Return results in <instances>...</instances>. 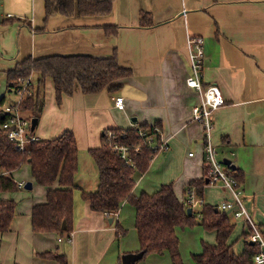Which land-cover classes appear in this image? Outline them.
Here are the masks:
<instances>
[{
	"label": "crops",
	"instance_id": "0c3cea01",
	"mask_svg": "<svg viewBox=\"0 0 264 264\" xmlns=\"http://www.w3.org/2000/svg\"><path fill=\"white\" fill-rule=\"evenodd\" d=\"M188 36L203 39L202 83L216 84L225 100L212 114L210 143L218 159L235 166L245 207L253 221L264 227V0H114L105 16L76 12L46 20L43 0H0L2 109L16 99L7 88V75L19 61L55 55L108 58L115 53L119 66L130 69L131 75L117 81L112 91L83 94L76 86L58 105L53 81L46 78L44 105L32 134L51 140L68 130L79 151L98 148L104 130L157 123L168 150L157 153L146 172L134 173L132 193L152 194L161 185L172 184L182 202L188 186L202 181V204L218 209L232 195L205 178L206 138L202 125L191 120L200 96L186 85ZM29 78L35 86L38 76ZM117 96L123 98L122 110L114 106ZM87 161H78L70 242L66 235L58 241L61 237L56 233L32 231V208L46 201L48 188L35 183L30 166L0 172L18 184L17 191L0 194V199L17 204L8 231L0 233V264H59L38 256L47 252L64 255L68 264H122L123 255L139 251L135 210L128 202L120 204L116 216L107 217L90 210L81 198V191H95L98 185L95 164ZM27 182L30 190L24 189ZM77 199L81 200L79 213ZM191 209L197 213L200 207ZM231 221L235 229L230 242L240 253L244 223ZM189 235L191 260L181 256L184 264H194L192 255L201 252L200 243L214 244L216 239L215 232L199 226ZM133 264H171V259L166 252L149 254Z\"/></svg>",
	"mask_w": 264,
	"mask_h": 264
},
{
	"label": "trees",
	"instance_id": "16d2710c",
	"mask_svg": "<svg viewBox=\"0 0 264 264\" xmlns=\"http://www.w3.org/2000/svg\"><path fill=\"white\" fill-rule=\"evenodd\" d=\"M45 20L50 16L71 17L76 12L81 16H105L110 14L114 0H43ZM29 26V25H28ZM30 27V26H29ZM36 74L38 81L32 84V94L20 105L21 111L29 118H38L44 105V83L51 78L54 84L55 101L58 105L64 95L71 96L76 86L83 94H96L109 88L118 87L117 81L131 75V70L119 66L114 53L108 58L89 55L49 56L45 58H26L16 63L8 72L7 88L15 93L20 80ZM3 100L0 101V172L10 173L23 164L30 166L33 180L38 185L48 188L46 201L35 205L31 211V227L34 233H56L61 238L69 237L72 231L74 190L77 187L75 176L78 171V147L72 132L64 131L51 140L36 139L26 150L18 151L7 139L6 131L1 129L6 120L3 112ZM23 114V113H22ZM159 127L156 123L154 124ZM149 129L152 125H138ZM33 133V130L30 129ZM113 135L115 142L129 148L132 165L126 164L112 149ZM158 138V137H157ZM98 172V185L95 191H81V198L88 203L90 210L98 213H117L123 201L135 210V230L142 258L149 254L168 253L171 264H184L178 248L177 228L191 227L198 224L207 232H215L214 244L202 243L199 254L192 255L194 264H253V257L258 251L257 245L249 240L250 230L245 226L244 247L240 253L234 249L230 237L235 226L231 217L216 206L200 204L197 213L188 215L189 207L185 200L180 201L172 184L161 185L152 194L134 195L133 175L136 171L144 173L157 150L146 144L138 136V129H107L102 131L100 146L89 149ZM206 178V166H205ZM239 180V178H238ZM57 183L58 188L52 186ZM205 182H192L187 189H194L201 199V189ZM18 190V184L11 178L0 174V194ZM187 190H185L186 192ZM16 202L0 199V233L8 231L14 217ZM65 222V230L62 223ZM263 236L264 227L259 226ZM120 234L123 233L118 228ZM252 243V244H251ZM40 258L68 264L66 257L57 252L38 255Z\"/></svg>",
	"mask_w": 264,
	"mask_h": 264
},
{
	"label": "built area",
	"instance_id": "2783aa9c",
	"mask_svg": "<svg viewBox=\"0 0 264 264\" xmlns=\"http://www.w3.org/2000/svg\"><path fill=\"white\" fill-rule=\"evenodd\" d=\"M188 58L190 66V75L186 79V85L194 89L200 96L199 103L192 108L191 120L200 123L204 130L206 143L204 144V164L206 166V180L210 185L220 186L230 191L232 197L230 200L222 201L218 209L226 212L235 221H242L250 230L249 240L257 245L258 251L253 257V264H264V236L260 227L253 221L243 200V191L240 182L229 165L223 163L217 158V151L210 143L209 137L213 128L212 114L225 105V100L216 84H203L201 72L204 62V41L200 37H187ZM31 78L21 79L18 89L15 91L16 99L3 107L6 120L2 123L1 129L6 131L7 139L14 144L18 151H24L28 145L36 140L30 132L31 118L23 116L20 105L32 94ZM115 108L122 110L124 101L122 97L113 98ZM134 129H138V136L144 139L147 145L159 152L168 150V145L162 137V130L156 125L149 129H141L138 124H134ZM158 137V138H157ZM112 140V149L128 165H132L129 148L125 145L115 142L112 134H109ZM190 156L192 153L189 154ZM20 186V185H19ZM186 204L193 208L202 204V199L198 198L194 189H187ZM115 213L114 216H116ZM107 217H114L105 213ZM71 235L65 238L71 241ZM59 238L58 241H61Z\"/></svg>",
	"mask_w": 264,
	"mask_h": 264
},
{
	"label": "rangeland",
	"instance_id": "374dc122",
	"mask_svg": "<svg viewBox=\"0 0 264 264\" xmlns=\"http://www.w3.org/2000/svg\"><path fill=\"white\" fill-rule=\"evenodd\" d=\"M88 151L89 150H87V149H79V151H78V159L80 160L79 164H81V162L86 164V162H88L87 160H92V158L89 155ZM74 193L77 194V191L74 192ZM80 201L81 200L77 199V206H76L77 207V211H76V213H79V205H78V203H80ZM195 219H196L197 224H195L194 226H191V227L187 226V227H183V228H178L179 232H178V230L176 231V235H177V238H178L179 252H180L181 256L185 255V257L188 260L189 259L191 260V252H190L191 250L189 249V247L191 246V241H190L191 240V236L189 235V230H192V229H194L195 227H198V226L202 228V226L198 224L199 218L197 217V215H196ZM183 236L185 238H183ZM201 246L202 245L200 243V247Z\"/></svg>",
	"mask_w": 264,
	"mask_h": 264
},
{
	"label": "water",
	"instance_id": "95a60500",
	"mask_svg": "<svg viewBox=\"0 0 264 264\" xmlns=\"http://www.w3.org/2000/svg\"><path fill=\"white\" fill-rule=\"evenodd\" d=\"M36 124H37V118H32L31 119V130H34ZM223 163L226 164V165H229L230 164V160L225 159V160H223ZM231 168H232V170H235V166L234 165H231ZM24 189L30 190L31 189V183L27 182L24 185ZM186 212H187L188 215H191L192 209L191 208H187ZM109 222L110 223L112 222V218L109 219ZM61 229L65 230V222L62 223V228ZM142 255H143L142 252L135 253V254L123 255L122 258H121V263L122 264H133L136 261L140 260Z\"/></svg>",
	"mask_w": 264,
	"mask_h": 264
}]
</instances>
